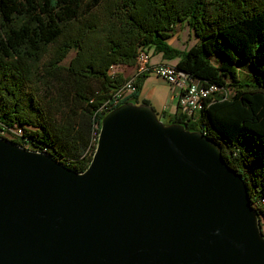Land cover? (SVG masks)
Listing matches in <instances>:
<instances>
[{"label":"trees","instance_id":"obj_1","mask_svg":"<svg viewBox=\"0 0 264 264\" xmlns=\"http://www.w3.org/2000/svg\"><path fill=\"white\" fill-rule=\"evenodd\" d=\"M183 23L196 41L178 49L168 40ZM139 51L218 86L197 120L179 112L165 122L212 140L264 220V0H0V137L82 171L102 114L138 101L151 73L133 76ZM122 65L128 77L110 70ZM132 77L133 92L116 98Z\"/></svg>","mask_w":264,"mask_h":264},{"label":"water","instance_id":"obj_2","mask_svg":"<svg viewBox=\"0 0 264 264\" xmlns=\"http://www.w3.org/2000/svg\"><path fill=\"white\" fill-rule=\"evenodd\" d=\"M0 264H264V235L212 140L128 100L82 171L0 137Z\"/></svg>","mask_w":264,"mask_h":264},{"label":"built area","instance_id":"obj_3","mask_svg":"<svg viewBox=\"0 0 264 264\" xmlns=\"http://www.w3.org/2000/svg\"><path fill=\"white\" fill-rule=\"evenodd\" d=\"M133 69V76L149 71L175 86L177 88L176 107L179 112L194 113L201 107V102L205 97L218 90V86L215 85L201 86L196 80L171 65L150 63L148 54L143 51L137 52ZM133 90L132 77L124 82L122 87L116 91L115 96L118 99L123 98Z\"/></svg>","mask_w":264,"mask_h":264},{"label":"rangeland","instance_id":"obj_4","mask_svg":"<svg viewBox=\"0 0 264 264\" xmlns=\"http://www.w3.org/2000/svg\"><path fill=\"white\" fill-rule=\"evenodd\" d=\"M171 37L168 40V43L173 47H185L189 48L193 45L196 41L195 36L193 35L192 31L183 23L181 25H175L173 31L171 33ZM176 35L177 38H176ZM181 43V44H180ZM73 53L70 51L63 62H67V59L71 57ZM149 61L150 62H158L161 61L167 65H174L176 58H161L159 54H152L148 53ZM239 65V64H238ZM240 70L242 71L243 75L245 72L248 71L247 66H240ZM112 72H120L123 76L127 77L131 74V68L125 66H114L110 69ZM175 86L169 84L164 79L156 76L153 73H148L145 77H143L140 81V92L137 97V100L140 101L141 99H146L151 107L154 109L156 113L160 116L162 121H167L165 117L160 114L159 105L165 103L168 95H170L171 90L174 89ZM194 119L197 120L198 118V110L194 111L193 113ZM5 137H10L11 135L2 134ZM260 228L262 233L264 234V220L260 219Z\"/></svg>","mask_w":264,"mask_h":264},{"label":"crops","instance_id":"obj_5","mask_svg":"<svg viewBox=\"0 0 264 264\" xmlns=\"http://www.w3.org/2000/svg\"><path fill=\"white\" fill-rule=\"evenodd\" d=\"M175 36L177 38L178 35L175 34ZM176 48L185 49V47H182V48L176 47ZM158 62H161V61H158ZM151 63H156V62H151ZM131 72H132V69H131ZM176 92H177V89L174 87V89L171 90L170 95H168V98L166 99L165 103L159 105L158 107L160 110V114L163 117H165L167 120H170L175 113H179L176 107Z\"/></svg>","mask_w":264,"mask_h":264}]
</instances>
